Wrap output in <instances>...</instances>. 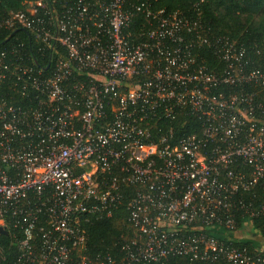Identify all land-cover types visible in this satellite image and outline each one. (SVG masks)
<instances>
[{"label":"built area","instance_id":"2783aa9c","mask_svg":"<svg viewBox=\"0 0 264 264\" xmlns=\"http://www.w3.org/2000/svg\"><path fill=\"white\" fill-rule=\"evenodd\" d=\"M157 1L25 0L7 21L39 61L0 51V264H264V69ZM120 207L117 258L89 256L86 224Z\"/></svg>","mask_w":264,"mask_h":264},{"label":"trees","instance_id":"16d2710c","mask_svg":"<svg viewBox=\"0 0 264 264\" xmlns=\"http://www.w3.org/2000/svg\"><path fill=\"white\" fill-rule=\"evenodd\" d=\"M25 0H0V51L9 46L16 37L22 39L26 48L35 52V42L28 33L21 28H11L7 21L12 14L25 8ZM158 9L166 12L180 11L190 19L196 16L201 23L209 28L212 33L229 36L246 47L247 54L256 65L264 69V0H158L155 3ZM197 9L200 14H197ZM201 57L209 67L215 65L217 58L210 52L201 53ZM257 194L264 199V192L257 189ZM242 221H240V224ZM255 227L264 239V217L253 219ZM88 241L87 254L94 257L96 254H108L117 258L118 251L131 230L125 222V210L120 207L109 218L93 219L86 224ZM215 237L222 238L225 231H214ZM256 240L239 241L238 245L253 249L258 245ZM13 253V251H12ZM166 264H210L205 262H188L183 258H171Z\"/></svg>","mask_w":264,"mask_h":264},{"label":"crops","instance_id":"0c3cea01","mask_svg":"<svg viewBox=\"0 0 264 264\" xmlns=\"http://www.w3.org/2000/svg\"><path fill=\"white\" fill-rule=\"evenodd\" d=\"M247 234H249V233H247V232H242V233H239V234H237L239 237H245ZM249 235H251V234H249Z\"/></svg>","mask_w":264,"mask_h":264},{"label":"rangeland","instance_id":"374dc122","mask_svg":"<svg viewBox=\"0 0 264 264\" xmlns=\"http://www.w3.org/2000/svg\"><path fill=\"white\" fill-rule=\"evenodd\" d=\"M249 234H247V236H248ZM253 235H255V234H251L249 237H252ZM255 239V238H254Z\"/></svg>","mask_w":264,"mask_h":264}]
</instances>
